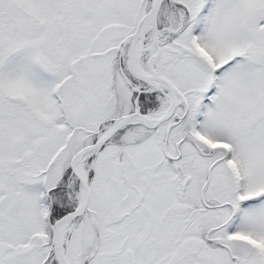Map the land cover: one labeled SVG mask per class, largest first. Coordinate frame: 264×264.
Here are the masks:
<instances>
[{
  "label": "snow or ice",
  "instance_id": "6c2138e0",
  "mask_svg": "<svg viewBox=\"0 0 264 264\" xmlns=\"http://www.w3.org/2000/svg\"><path fill=\"white\" fill-rule=\"evenodd\" d=\"M0 264H264V0H0Z\"/></svg>",
  "mask_w": 264,
  "mask_h": 264
}]
</instances>
